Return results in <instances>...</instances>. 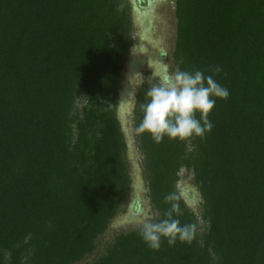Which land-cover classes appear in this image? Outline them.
I'll use <instances>...</instances> for the list:
<instances>
[{
  "label": "trees",
  "instance_id": "16d2710c",
  "mask_svg": "<svg viewBox=\"0 0 264 264\" xmlns=\"http://www.w3.org/2000/svg\"><path fill=\"white\" fill-rule=\"evenodd\" d=\"M176 19L175 71L229 91L203 139L139 135L154 222L175 193L194 237L153 251L132 231L90 264H264V0H176ZM132 31L124 0H0V264L84 262L130 193L116 109ZM183 169L203 234L177 190Z\"/></svg>",
  "mask_w": 264,
  "mask_h": 264
},
{
  "label": "rangeland",
  "instance_id": "374dc122",
  "mask_svg": "<svg viewBox=\"0 0 264 264\" xmlns=\"http://www.w3.org/2000/svg\"><path fill=\"white\" fill-rule=\"evenodd\" d=\"M131 5L133 20L132 46L123 62L119 102L127 99L129 93L135 94V107L121 117L119 105L116 109L118 120L127 144L126 160L132 178V187L119 212L110 222L107 231L96 241V251L80 264H90L103 255L106 248L115 239L132 231L141 230L140 221L144 213L154 222L160 216L159 211L151 204L148 196V184L144 177V156L140 149L139 134L135 126V109L140 99L142 88L155 86L158 80L152 76L153 71L164 73L175 72L173 53L177 34L176 0H124ZM149 64L152 68L149 67ZM136 78L137 88L130 81ZM85 105L84 98L79 96L77 108L80 111ZM177 190L188 208L197 217L200 233L205 232L202 219V197L195 186L193 173L183 169Z\"/></svg>",
  "mask_w": 264,
  "mask_h": 264
},
{
  "label": "clouds",
  "instance_id": "9594fccd",
  "mask_svg": "<svg viewBox=\"0 0 264 264\" xmlns=\"http://www.w3.org/2000/svg\"><path fill=\"white\" fill-rule=\"evenodd\" d=\"M149 67L152 68L150 64ZM212 71L218 75L221 68L216 66ZM152 76L158 83L147 89L141 105L143 116L136 129L137 134H146L159 145L165 138L182 142L192 138L203 139L211 132L213 125L209 115L217 100L229 97L227 88L218 83L213 75H206L200 70H177L174 73L153 71ZM137 77L143 82V78L136 75L130 81L134 89L137 88ZM135 102L133 92L118 103L121 117L135 107ZM179 200L175 193L165 196L170 208L165 218L158 222L143 214L145 219L140 221V236L151 250L159 251L165 241L169 247H174L177 242L192 241L195 229L191 224H181L178 218L182 215Z\"/></svg>",
  "mask_w": 264,
  "mask_h": 264
}]
</instances>
